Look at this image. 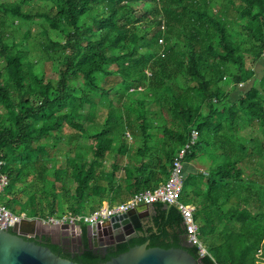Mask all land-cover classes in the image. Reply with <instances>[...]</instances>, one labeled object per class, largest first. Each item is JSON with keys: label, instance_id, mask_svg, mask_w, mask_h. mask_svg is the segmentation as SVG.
<instances>
[{"label": "trees", "instance_id": "1", "mask_svg": "<svg viewBox=\"0 0 264 264\" xmlns=\"http://www.w3.org/2000/svg\"><path fill=\"white\" fill-rule=\"evenodd\" d=\"M260 62L264 0H0V204L42 219L126 201L167 180L196 129L181 201L208 254L186 249L264 264V78L229 91ZM151 205L155 230L113 255L187 239L175 206Z\"/></svg>", "mask_w": 264, "mask_h": 264}, {"label": "water", "instance_id": "2", "mask_svg": "<svg viewBox=\"0 0 264 264\" xmlns=\"http://www.w3.org/2000/svg\"><path fill=\"white\" fill-rule=\"evenodd\" d=\"M148 207L149 204H141L126 213L110 217L103 224L87 225L88 236L95 237L109 230L120 232L122 227L131 224L134 216L139 217V212ZM48 227H56L58 235L68 237L73 230L80 229V224L49 226L43 224L39 218H24L12 228L0 226V264H85L64 258L49 247L25 238L26 233H49ZM127 239L126 236L115 238L114 244ZM148 244L149 241L135 244L97 264H198L196 258L186 249L194 246L187 239L180 242L178 247L163 248Z\"/></svg>", "mask_w": 264, "mask_h": 264}, {"label": "built area", "instance_id": "3", "mask_svg": "<svg viewBox=\"0 0 264 264\" xmlns=\"http://www.w3.org/2000/svg\"><path fill=\"white\" fill-rule=\"evenodd\" d=\"M162 42V39H159ZM241 85V84H240ZM198 137V131L196 129L191 130L190 141L184 146L180 147L175 153L169 176L167 180L160 183L154 189H144L133 194L132 197L126 201L117 203L115 205L103 204L95 208L94 210L86 214H74L71 212H65L59 216H48L46 218L40 219L41 222L49 226H60L64 223L71 224H103L105 221L110 219V217L123 214L130 210L135 209L141 204H153L156 202L164 203L167 205L175 206L183 219V224L185 226L187 240L193 243L197 247L199 255L203 256L208 254L206 247L199 239V229L198 225L194 220V210L195 206L192 204H186L181 201V194L184 181V156L190 145H192ZM2 162L0 161V169ZM204 173H206L204 171ZM8 184V177L4 173H0V194L3 192L4 188ZM32 219L26 217L24 214H15L10 211L7 207L0 204V226L6 228H12L18 224L22 219Z\"/></svg>", "mask_w": 264, "mask_h": 264}, {"label": "flooded vegetation", "instance_id": "4", "mask_svg": "<svg viewBox=\"0 0 264 264\" xmlns=\"http://www.w3.org/2000/svg\"><path fill=\"white\" fill-rule=\"evenodd\" d=\"M139 214V217L134 216L132 218L130 225L127 224L122 227L120 232L109 230L104 234L92 237L88 236L87 225L81 223L80 229L73 230L68 237L58 235L56 227H48L49 233H26L25 238L50 249L53 248L55 250L53 251L54 253L75 262L82 261L89 253H93L101 260H107L117 251L119 243L114 244L115 238L126 236L128 239L124 242H129L147 238L151 231L155 230L157 218L155 207L149 205L148 208L141 210ZM145 241H149V239Z\"/></svg>", "mask_w": 264, "mask_h": 264}, {"label": "rangeland", "instance_id": "5", "mask_svg": "<svg viewBox=\"0 0 264 264\" xmlns=\"http://www.w3.org/2000/svg\"><path fill=\"white\" fill-rule=\"evenodd\" d=\"M29 9H31L32 11H36L37 9H39V5L35 2V1H32L31 4H29ZM32 29H33V33L35 34L36 33V29L37 27L36 26H32ZM53 33H56L55 35L58 37V33L57 32H53ZM30 57L34 60H36L38 58V53L37 51L35 50H31L30 53H29ZM39 63V62H38ZM45 69L46 71L49 73V74H52L53 72H55L56 70L53 68V65L51 63H46L45 64ZM264 78V72H263V62H260L256 67H255V76L253 79H251L249 82L247 83H243L241 85L238 86V89L236 90H231L230 86H228V89L231 93V97L232 99H236L237 97V94L238 92L240 91H244L246 90L250 84L251 85H258L259 82ZM34 102H36L34 100ZM153 107V106H152ZM64 151L61 150L60 151V156H61V159H64ZM194 165H196L197 167H202L200 165V162L198 160H196L195 162H192ZM97 201V200H96ZM200 237V236H199ZM204 245V244H203Z\"/></svg>", "mask_w": 264, "mask_h": 264}, {"label": "crops", "instance_id": "6", "mask_svg": "<svg viewBox=\"0 0 264 264\" xmlns=\"http://www.w3.org/2000/svg\"><path fill=\"white\" fill-rule=\"evenodd\" d=\"M183 169H184V178H185L189 173L196 172L198 169H201V167H197L196 165H194L191 162H189V163L184 162Z\"/></svg>", "mask_w": 264, "mask_h": 264}]
</instances>
